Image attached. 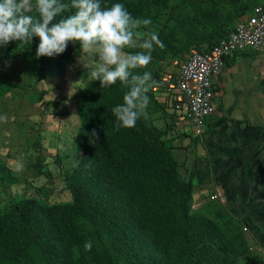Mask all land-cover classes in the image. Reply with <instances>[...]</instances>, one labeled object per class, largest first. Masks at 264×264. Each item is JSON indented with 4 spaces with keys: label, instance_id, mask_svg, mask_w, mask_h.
I'll return each instance as SVG.
<instances>
[{
    "label": "trees",
    "instance_id": "trees-1",
    "mask_svg": "<svg viewBox=\"0 0 264 264\" xmlns=\"http://www.w3.org/2000/svg\"><path fill=\"white\" fill-rule=\"evenodd\" d=\"M170 1L101 0L102 7L121 3L133 18L152 21L139 30L163 24L155 33L164 46L154 47L146 67L133 70L152 74L148 118L118 128L112 108L123 103L128 91L119 81L101 88L99 80H91L78 89L73 96L80 121L74 145L80 155L65 180L70 199L25 198L0 207V264H240L259 257L249 249L240 219L227 211L211 217L191 212L194 184L207 180L208 170L195 164L184 175L162 139L166 129L154 124L152 114L161 107L173 128L178 127L175 113L166 107L169 95L162 102L155 97L175 80L173 72L164 80L162 67L189 47L208 51L264 0H183L175 17L161 10ZM74 11L68 8L62 15ZM25 14L37 16L34 7ZM39 42L34 36L32 43L10 42L5 48L11 56L35 57ZM136 51L140 49L127 48ZM14 87L1 78L0 97ZM15 178L0 165L1 180ZM88 241L92 248L85 251Z\"/></svg>",
    "mask_w": 264,
    "mask_h": 264
},
{
    "label": "rangeland",
    "instance_id": "rangeland-1",
    "mask_svg": "<svg viewBox=\"0 0 264 264\" xmlns=\"http://www.w3.org/2000/svg\"><path fill=\"white\" fill-rule=\"evenodd\" d=\"M241 1L251 4L249 0ZM182 2L171 0L169 6L161 9L163 15L170 10L175 17ZM161 26L157 22L139 31L155 33ZM191 49L175 57L176 62L162 67L164 80L168 81L172 72L175 75L179 60ZM97 56V51L82 54L79 63V45L72 43L63 54L39 61L32 53L11 56L5 47L0 48V80L6 78L15 85L0 97V116L8 118L7 122H0V165L16 177L14 182L0 179V207L25 198L70 199L65 180L80 155L74 145L80 121L73 96L93 80L90 71L97 63ZM84 64L90 67L84 69ZM155 97L161 102L165 98L164 94ZM152 120L160 129H166L162 139L172 148L184 175L195 164L208 170L207 180L201 183L194 180L191 212L211 217L216 212L227 211L240 219L248 247L259 257L255 255L239 263L251 264L257 260L256 264H264V174L258 173L256 161L238 160L234 156L214 158L212 155L220 150L215 152L210 147L213 151H208L210 148L203 143L205 133L193 135L187 124V131L174 129L171 116L161 107L154 110ZM214 160L220 164L216 169Z\"/></svg>",
    "mask_w": 264,
    "mask_h": 264
},
{
    "label": "clouds",
    "instance_id": "clouds-1",
    "mask_svg": "<svg viewBox=\"0 0 264 264\" xmlns=\"http://www.w3.org/2000/svg\"><path fill=\"white\" fill-rule=\"evenodd\" d=\"M35 8L37 16L25 14ZM71 8L73 14L62 15ZM57 17H60L57 20ZM150 19L133 18L121 3L102 7L101 0H0V48L10 42L32 43L39 37L35 58L54 57L63 54L69 43L79 45L81 55L97 51V63L91 67L90 76L100 81L101 88L121 82L128 91L123 103L112 108L117 126L132 128L139 119H147L150 103L147 95L154 81L150 72L134 73L146 67L155 46L163 47L158 34H142L139 28L150 25ZM126 48L140 49L125 52ZM83 68L90 65L84 64ZM0 116V122H7ZM95 135V131H93ZM92 248L91 241L85 242V251Z\"/></svg>",
    "mask_w": 264,
    "mask_h": 264
},
{
    "label": "crops",
    "instance_id": "crops-1",
    "mask_svg": "<svg viewBox=\"0 0 264 264\" xmlns=\"http://www.w3.org/2000/svg\"><path fill=\"white\" fill-rule=\"evenodd\" d=\"M212 80L216 113L207 121L203 143L220 150L214 158L256 161L258 173L264 174V43L261 49L248 48L225 58ZM214 162L216 169L220 164Z\"/></svg>",
    "mask_w": 264,
    "mask_h": 264
},
{
    "label": "built area",
    "instance_id": "built-area-1",
    "mask_svg": "<svg viewBox=\"0 0 264 264\" xmlns=\"http://www.w3.org/2000/svg\"><path fill=\"white\" fill-rule=\"evenodd\" d=\"M264 43V5L255 6L249 14L242 15L227 36L221 38L208 51L192 49L179 62L175 80L169 83L168 109L175 113L181 132L190 126L193 135H202L207 121L216 113V89L213 76L227 57L245 49H261ZM165 78V77H164Z\"/></svg>",
    "mask_w": 264,
    "mask_h": 264
}]
</instances>
